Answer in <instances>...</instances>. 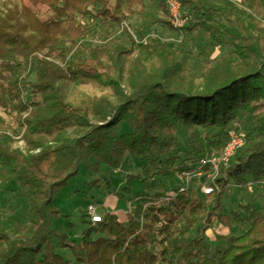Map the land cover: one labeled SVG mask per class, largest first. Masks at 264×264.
I'll return each mask as SVG.
<instances>
[{
    "label": "trees",
    "instance_id": "trees-1",
    "mask_svg": "<svg viewBox=\"0 0 264 264\" xmlns=\"http://www.w3.org/2000/svg\"><path fill=\"white\" fill-rule=\"evenodd\" d=\"M29 1L46 7V20L20 0H0V106L10 105L22 129L13 137L0 116V193L15 183L24 199L19 223L4 226L0 209V264H264V213L246 199L230 211L222 203L231 185L264 182V0H179L178 29L165 0ZM146 2L161 7L181 48L158 28L132 26ZM130 31L157 35L142 44ZM197 31L230 51L186 67L184 47ZM231 129L244 142L219 166L214 192L193 182L179 192L181 181L159 189L157 176L219 156ZM127 157L139 172H120ZM81 163L100 175L90 187L131 194L135 207L124 220L106 211L94 225L84 208L88 226L76 241L53 228V198ZM214 221L248 227L211 246Z\"/></svg>",
    "mask_w": 264,
    "mask_h": 264
},
{
    "label": "rangeland",
    "instance_id": "rangeland-1",
    "mask_svg": "<svg viewBox=\"0 0 264 264\" xmlns=\"http://www.w3.org/2000/svg\"><path fill=\"white\" fill-rule=\"evenodd\" d=\"M21 3L27 5L29 9L36 14L39 20L44 21L47 19L46 7L42 4H34L29 0H20ZM211 3L215 2L213 0H207ZM167 18L165 13L162 11L161 7L155 3L149 4L146 2V9L141 15H133L131 17L132 26H140L144 24L149 28H158L159 33L162 37L166 38L168 44L181 48L179 45L180 38L176 31L172 30L169 26H164L160 20ZM168 19V18H167ZM194 43H187L184 47L186 52L183 57V62L188 68H198L204 65L212 64L213 60L220 55L226 54L230 51L228 47L217 46L213 42L208 41L205 38L203 31H197L193 36ZM264 105L262 106V109ZM0 116L3 120V126L6 127L8 133L13 137L19 138L21 136L22 129L17 123L15 116V111L8 104L6 108L0 106ZM203 137L209 136L210 132L205 129L200 128ZM16 146H22L23 142L15 144ZM210 158L214 157V152ZM182 156V154H179ZM218 157V156H215ZM121 173H137V169L130 161L129 157L126 158L124 163L120 168ZM115 175L112 174L111 177ZM160 178L161 182L158 180V187L161 190L169 191L170 189H175L180 181L182 182L180 175L169 176ZM100 178V175L91 171L86 167L84 163L79 166L78 173L72 177L68 184L65 185L60 192L53 198V205L60 211V215L52 220V226L56 229H64L67 231L70 239L79 241L82 231H84L88 224L84 222L83 210L86 208L88 203H94L97 206V210L100 215H104L106 211L116 213L120 220L125 219V213L132 210L135 206L134 201L128 202V198L132 195L128 194L125 199H119L116 197L112 189H107L103 186L101 189H95V187H90L89 184L94 179ZM119 181L125 182L124 177H116ZM115 182V181H114ZM195 186L198 183L205 184L207 179L203 177L197 178L192 181ZM120 186V184H119ZM118 186V187H119ZM143 186L140 182H134V190L140 189ZM201 186V185H199ZM16 184L10 183L7 185L6 190L0 193V209L4 212V218L2 219V224L8 226L11 224H16L22 221V206L24 204V199L18 197L16 194ZM199 188V187H198ZM230 188V189H229ZM227 190L229 192L224 195L222 203L226 205L230 210L237 208V201L239 199H246L247 201L254 204L260 211L264 213V182L260 181L258 183H249L246 187L237 188L235 186L229 187ZM141 200H138L139 202ZM248 225L243 227H233L232 229L224 228L222 229L219 222L214 221L212 226L207 229L206 235L211 246L216 243L217 236L224 232L228 234L229 232L234 235H239L247 229ZM95 237V233L93 234ZM62 251L59 250V253Z\"/></svg>",
    "mask_w": 264,
    "mask_h": 264
},
{
    "label": "built area",
    "instance_id": "built-area-1",
    "mask_svg": "<svg viewBox=\"0 0 264 264\" xmlns=\"http://www.w3.org/2000/svg\"><path fill=\"white\" fill-rule=\"evenodd\" d=\"M165 7L172 27L177 29L182 28L185 24V18L182 16L180 1L165 0ZM130 34L132 35L135 42L142 44H146L151 37H155L157 35L156 31H152L141 38L132 31H130ZM243 142L244 133L242 131L234 129L229 130L228 141L224 146L222 153L218 157H201L199 158L197 166L193 171H184L180 174L182 184L180 185L179 192H184L187 190L188 187L191 186L193 179L200 177L207 179V182L202 184L200 187L201 192L204 195L214 192L216 187L213 181L218 173L219 166H227L229 159L233 156L236 149L243 144ZM207 165L209 166V170L205 172L204 167ZM86 212L91 225L101 221L102 215L99 214L97 206L94 203H90L86 206Z\"/></svg>",
    "mask_w": 264,
    "mask_h": 264
}]
</instances>
